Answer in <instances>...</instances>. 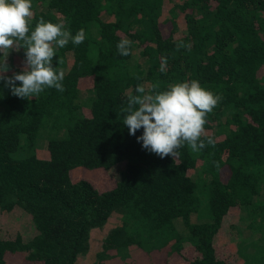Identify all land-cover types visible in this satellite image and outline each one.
<instances>
[{
  "label": "trees",
  "instance_id": "1",
  "mask_svg": "<svg viewBox=\"0 0 264 264\" xmlns=\"http://www.w3.org/2000/svg\"><path fill=\"white\" fill-rule=\"evenodd\" d=\"M31 11L33 26L62 21L85 39L52 58L62 92L25 101L0 88V222L11 231L0 264H137L131 251L143 264H264V0H32ZM7 62L20 71L23 55ZM191 79L220 97L201 134L213 143L146 152L140 130L120 124L129 90ZM109 169L102 189L75 176Z\"/></svg>",
  "mask_w": 264,
  "mask_h": 264
},
{
  "label": "clouds",
  "instance_id": "2",
  "mask_svg": "<svg viewBox=\"0 0 264 264\" xmlns=\"http://www.w3.org/2000/svg\"><path fill=\"white\" fill-rule=\"evenodd\" d=\"M32 0H0V88L25 101L35 98L46 89L63 91L64 73L52 66L57 49L69 42L73 46L85 39L83 29L72 34L64 23L41 18L32 25ZM131 41L122 38L116 43L120 56L129 55ZM181 45L177 44L179 48ZM23 50V67L9 72L7 57L10 51ZM166 58L161 57L160 71ZM220 97L201 87L195 79L171 83L162 91H146L136 84L121 108L122 127L146 152L159 158L176 157L185 144L192 152L211 145L212 138L201 139L205 117L217 105Z\"/></svg>",
  "mask_w": 264,
  "mask_h": 264
},
{
  "label": "rangeland",
  "instance_id": "3",
  "mask_svg": "<svg viewBox=\"0 0 264 264\" xmlns=\"http://www.w3.org/2000/svg\"><path fill=\"white\" fill-rule=\"evenodd\" d=\"M167 8V7H166ZM180 25H181V21H179ZM13 57L16 56L17 58L22 57L23 53L21 52V50H17L12 52ZM11 53H9L8 56H12ZM138 59L137 54H134L131 58H130V63H134L136 60ZM8 63V62H7ZM88 92L89 90L84 89L83 90V94H82V98L81 99V103H84L88 97ZM43 144H41L42 146ZM116 174V170H112L109 169V171H93V172H89V173H78L75 176L76 177H85L87 179H89L91 182H93L99 189H102L104 187H108L109 185H111V180L112 178L115 176ZM117 212H113V214L110 217V223L111 222H115L117 219ZM198 218L194 217L193 221H197ZM22 231H23V236L26 237L29 235V233H31L33 231L32 226L30 224V221L28 220V218H25L24 223L22 225ZM8 233H11L10 230H6L5 226L3 225V223L0 222V237H5L8 236ZM99 232H93L92 233V240L95 241L97 240V238L99 237V234H97ZM236 236L239 239L240 244H244L245 242H247L250 239V235L248 231H245L243 229V225L242 223H239V231H236ZM129 259L132 258L135 260V262L137 264H143L144 263V258H141L140 256H138L134 251L130 252V256L128 257ZM91 256H83L79 259V261L77 262V264H90V260H91ZM239 263V257L237 259V262L235 264ZM8 264H26L25 261L19 260L17 256H14V260L12 262H9ZM119 264H121V262L119 261Z\"/></svg>",
  "mask_w": 264,
  "mask_h": 264
}]
</instances>
